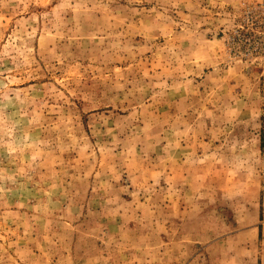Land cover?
I'll return each instance as SVG.
<instances>
[{
  "label": "rangeland",
  "instance_id": "374dc122",
  "mask_svg": "<svg viewBox=\"0 0 264 264\" xmlns=\"http://www.w3.org/2000/svg\"><path fill=\"white\" fill-rule=\"evenodd\" d=\"M0 264H264V0H0Z\"/></svg>",
  "mask_w": 264,
  "mask_h": 264
}]
</instances>
